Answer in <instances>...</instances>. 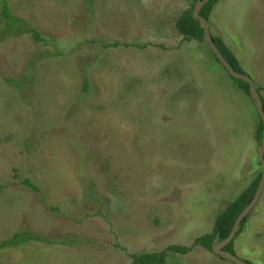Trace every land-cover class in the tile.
Returning a JSON list of instances; mask_svg holds the SVG:
<instances>
[{"label": "rangeland", "instance_id": "obj_1", "mask_svg": "<svg viewBox=\"0 0 264 264\" xmlns=\"http://www.w3.org/2000/svg\"><path fill=\"white\" fill-rule=\"evenodd\" d=\"M8 3L20 30L0 0V242L46 240L1 249L0 264L164 251L236 264L198 240L262 174L260 115L208 44L178 32L194 0ZM208 20L264 97V0H217ZM231 251L264 264V192Z\"/></svg>", "mask_w": 264, "mask_h": 264}, {"label": "trees", "instance_id": "obj_2", "mask_svg": "<svg viewBox=\"0 0 264 264\" xmlns=\"http://www.w3.org/2000/svg\"><path fill=\"white\" fill-rule=\"evenodd\" d=\"M198 1H201V0H194V3L191 9L185 12L178 19L176 23V28L178 32L181 35L185 36L186 38L190 40L193 39V40H197L200 42H204V30L201 27L200 22L198 20H195L193 17V10L195 8L196 2ZM216 1L217 0H211L209 3H207L202 8L200 15L208 20L210 12L212 11ZM1 3H2V8H3L2 14H3V17L5 18L6 29L20 30V29H17V26H18L17 22L19 21V18L14 17L11 14L8 0H1ZM24 29L28 30L27 27H25ZM34 37L40 39L37 33L34 34ZM212 38H213V42L222 52L226 60L230 63L231 67L238 73L246 74L244 70L241 68V65L239 64V61L237 60L236 56L231 52V50L227 47L224 41L220 38H215V37H212ZM114 46H119V43H114ZM217 61L220 63L218 59ZM230 77L234 80V82L240 89L244 90L246 93H248L251 96L250 87L248 83H246L243 80L234 78L231 75ZM85 90H88V83L85 84ZM257 91L261 95V89L257 88ZM261 98H262L263 109H264V97L261 95ZM262 131H263V123L260 118V127H259V132H258L259 144L261 143V140H262ZM261 176L262 174L259 173V176L255 179V181L252 182L249 185V187L245 189L244 192L241 193L236 199L230 202L229 205L225 208V210L218 215L216 219L214 231L211 234L204 235L198 240L203 247H205L208 250H212L214 239L216 238L218 234H220L219 241H223L229 237L237 218L253 200L257 192V189L259 187ZM24 185L29 186L34 190L37 189V187L33 185L31 181L29 180L24 181ZM91 185H94V184H91ZM247 219H248V216L240 224L239 232L243 231L244 225L246 224ZM44 240H46L45 237L42 238L38 235H35L34 233L30 231H22V232H19L13 235L11 238L0 242V250L4 248H16L22 245H26L29 242H38V241H44ZM233 241L225 248L226 251H231ZM49 242H52V241L50 240ZM167 251H172L175 253H181L183 255H186L188 253V248L180 247V246H172V247H169ZM167 255L168 254L166 253V251H164L162 253H146V254L135 255L133 258H134L135 264H165V261H166L165 259L167 258ZM246 263L252 264L249 262H246Z\"/></svg>", "mask_w": 264, "mask_h": 264}, {"label": "water", "instance_id": "obj_3", "mask_svg": "<svg viewBox=\"0 0 264 264\" xmlns=\"http://www.w3.org/2000/svg\"><path fill=\"white\" fill-rule=\"evenodd\" d=\"M210 1L211 0H201V1L196 2L195 8L193 10V17L195 20H198L200 22V25L204 30V41L208 44L211 51L214 53V55L220 61V63L225 67V69L230 73V75L234 78L243 80L249 84L251 97L255 101L257 111L263 123L262 140H261L260 147L258 149L259 160H260V164L262 167V176H261V180H260L257 192L253 200L251 201V203L244 209V211L237 218L229 237L226 240L221 241V242H219V239L217 237L212 247V251L215 254L219 255L222 259L230 260L236 264H248L244 260L232 254L231 252L225 251L223 248L229 245L234 240V238L236 237L237 233L240 230V224L251 213V211L254 209L256 204L259 202L264 192V109H263V102H262L261 95L257 91V88L253 80L247 74H241V73L236 72L231 67L230 63L226 60V58L223 56L222 52L219 50L216 44L213 42V38L210 32L209 21L200 15L202 8Z\"/></svg>", "mask_w": 264, "mask_h": 264}, {"label": "flooded vegetation", "instance_id": "obj_4", "mask_svg": "<svg viewBox=\"0 0 264 264\" xmlns=\"http://www.w3.org/2000/svg\"><path fill=\"white\" fill-rule=\"evenodd\" d=\"M218 237V239H220V234H218L217 236H216V238ZM215 238V239H216ZM215 239H214V242H215ZM226 240V239H225ZM224 241V240H223ZM214 242H213V245H214ZM219 242H221V241H219ZM228 246V245H227ZM227 246H225L223 249L225 250V248L227 247ZM226 251V250H225ZM229 252H231V251H229ZM232 253V252H231ZM233 254V253H232Z\"/></svg>", "mask_w": 264, "mask_h": 264}]
</instances>
